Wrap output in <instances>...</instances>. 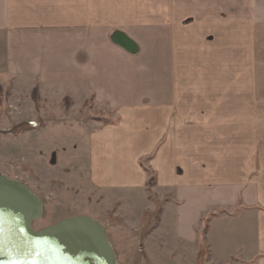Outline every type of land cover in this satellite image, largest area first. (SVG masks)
Wrapping results in <instances>:
<instances>
[{"label":"crops","instance_id":"0c3cea01","mask_svg":"<svg viewBox=\"0 0 264 264\" xmlns=\"http://www.w3.org/2000/svg\"><path fill=\"white\" fill-rule=\"evenodd\" d=\"M0 50L15 85L106 108L92 189L148 200L152 175L158 231L198 261L218 214L208 262L264 264V0H0Z\"/></svg>","mask_w":264,"mask_h":264},{"label":"rangeland","instance_id":"374dc122","mask_svg":"<svg viewBox=\"0 0 264 264\" xmlns=\"http://www.w3.org/2000/svg\"><path fill=\"white\" fill-rule=\"evenodd\" d=\"M230 48L220 43V76L231 63ZM106 112L91 99L81 103L56 92L46 96L36 85H15L4 73L0 50V176L27 185L42 201V216L33 229L86 216L104 228L119 264H215L208 262L207 249L196 261L195 247L175 242L172 226L169 232L158 231L150 199L90 187L85 141L111 121Z\"/></svg>","mask_w":264,"mask_h":264},{"label":"water","instance_id":"95a60500","mask_svg":"<svg viewBox=\"0 0 264 264\" xmlns=\"http://www.w3.org/2000/svg\"><path fill=\"white\" fill-rule=\"evenodd\" d=\"M42 209L27 185L0 176V264H119L97 221L76 216L36 231Z\"/></svg>","mask_w":264,"mask_h":264},{"label":"trees","instance_id":"16d2710c","mask_svg":"<svg viewBox=\"0 0 264 264\" xmlns=\"http://www.w3.org/2000/svg\"><path fill=\"white\" fill-rule=\"evenodd\" d=\"M35 90V89H34ZM33 94H35V91L33 92ZM148 181H147V186H146V190L148 193V197L151 201H153V203L156 206V216H155V222L158 223L159 218L162 214V207L164 206V204L167 202V198H164L162 201H158L156 200V198L154 197L153 193H152V188L155 186V180L153 178L152 175L148 176ZM223 212H219V214H221ZM216 216H218V214H207L201 223V228L199 230V250H198V257L204 259V256L207 254L206 252V246L204 243V239L205 236L208 232V228H209V223L212 221L213 218H215Z\"/></svg>","mask_w":264,"mask_h":264}]
</instances>
